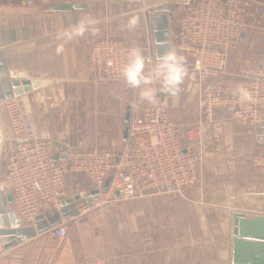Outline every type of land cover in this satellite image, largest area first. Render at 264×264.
Here are the masks:
<instances>
[{
	"label": "crops",
	"instance_id": "0c3cea01",
	"mask_svg": "<svg viewBox=\"0 0 264 264\" xmlns=\"http://www.w3.org/2000/svg\"><path fill=\"white\" fill-rule=\"evenodd\" d=\"M248 1L251 14L242 45L227 52L231 71L236 70L243 59L241 53L260 55L264 50V0ZM165 2L0 0V97L7 98L8 89L3 81L19 85V80L11 73L23 72L27 79L44 83L29 91L21 86L22 93L16 96L29 113L39 137L69 148L106 147L120 151L125 142L123 135L119 138L120 123L124 121L127 106H130V119L139 111V90L126 94L125 87L118 83L99 81L90 64L89 51L103 36L122 39L129 47H139L143 52L147 49L154 57L170 46L176 49L177 23ZM59 4H83V7L54 11L52 8ZM134 13L139 14L140 22L135 29L128 30L127 19ZM157 14H164L167 19L168 40L163 43L157 28ZM85 17L97 20L95 34L85 33L65 43L64 51L57 54V34ZM212 81L192 84L184 81L175 98L160 94L179 132L197 125L201 117L199 99ZM3 106L0 101V124L4 132L0 176L5 169L6 151L3 149L10 134ZM201 130L203 139L196 144L195 152L201 168L210 175H217V179L220 177L215 184L231 199L227 209L250 218L264 216V171L253 161L254 152L264 150L258 130L238 127L229 107L217 108L212 122ZM74 187L79 191L74 192ZM66 188L67 195L58 208L43 211L31 223L22 221L20 228H10L9 221L2 220L0 215V264L202 262L201 257L185 252L186 247L195 243V234L182 232L184 224L179 220L170 221L168 210L153 205L146 194L135 201H120L83 211L87 193L91 191L89 183L83 176L71 174L66 179ZM78 194H84L82 199L66 203ZM6 195L0 194V211L14 212ZM198 208L205 212L209 209ZM56 212L60 218L50 223ZM122 214L127 215V227L122 224ZM59 225L66 227L63 236L53 234ZM43 226L49 228L42 230ZM4 230H11L13 234L5 235Z\"/></svg>",
	"mask_w": 264,
	"mask_h": 264
},
{
	"label": "built area",
	"instance_id": "2783aa9c",
	"mask_svg": "<svg viewBox=\"0 0 264 264\" xmlns=\"http://www.w3.org/2000/svg\"><path fill=\"white\" fill-rule=\"evenodd\" d=\"M250 14L248 0H191L179 18L176 50L186 58L189 75L185 81L213 79L199 99L197 125L185 132L177 130L159 95L164 106L141 102L120 151L68 147L63 154L54 141L37 135L29 113L16 97L5 99L10 134L0 194L12 195L13 211L31 223L43 211L58 208L67 195L66 179L71 174L83 176L91 190H98L96 199L83 204V211L152 192H181L196 182L199 158L195 146L217 108H232L238 127L264 135V50L241 60L236 70L228 69L227 52L242 41ZM128 48L124 40L110 36L94 42L89 60L99 81L126 85L119 69ZM144 54L154 58L147 49ZM238 87L248 90L250 103L238 102L233 94ZM253 161L264 171V150ZM108 177L109 187L102 190ZM65 233L64 225L53 231L56 236Z\"/></svg>",
	"mask_w": 264,
	"mask_h": 264
},
{
	"label": "rangeland",
	"instance_id": "374dc122",
	"mask_svg": "<svg viewBox=\"0 0 264 264\" xmlns=\"http://www.w3.org/2000/svg\"><path fill=\"white\" fill-rule=\"evenodd\" d=\"M183 1V3L179 0H166L165 2L166 6L173 14L175 23L178 22L179 18L191 2V0ZM242 42L243 40L236 45L235 48L240 47ZM251 55L254 54L250 52L241 53V58L243 57L244 59ZM124 87L126 94L130 93L132 90L134 92L138 91V89H131L127 85ZM2 109L4 113H6L4 106ZM129 123H126L125 121L120 123V139L125 127H129ZM123 145L124 143H122L121 148ZM85 148L87 147L77 149ZM7 149L8 142L4 145V152L7 151ZM260 152L261 150H258L254 152V155ZM218 179L220 181L219 176ZM218 179L217 175H210L207 173L206 169L204 170L201 168L199 164L197 169V179L192 186L181 192L161 191L145 195L148 196L153 205L164 207L168 210L167 216L170 221H181L184 224L182 232L184 230L186 233L189 231V233L195 234V243L190 247H186L185 252L193 253L194 255L201 257L202 262L196 264H231L233 215L238 211L231 210L232 212H230L229 209H227L226 206L231 205V199L227 198V195L217 188L215 182ZM73 191H79V188L74 187ZM141 197H136L134 199H139ZM134 199L132 200L135 201ZM129 203L126 205L129 206ZM215 206H217V208H215ZM198 207H207L209 209L206 212L204 210L199 211ZM122 216L124 217L122 219V224L127 227V215L122 214ZM205 228L207 230H205ZM187 240L188 239L185 238V241ZM187 243L188 242L185 244Z\"/></svg>",
	"mask_w": 264,
	"mask_h": 264
},
{
	"label": "clouds",
	"instance_id": "9594fccd",
	"mask_svg": "<svg viewBox=\"0 0 264 264\" xmlns=\"http://www.w3.org/2000/svg\"><path fill=\"white\" fill-rule=\"evenodd\" d=\"M139 22V14L134 13L127 19L125 26L128 30H133ZM96 24L95 18L85 17L75 25L59 32L56 37L59 41L55 48L56 53H62L65 43L82 37L85 33L95 34L97 31ZM119 73L127 86L139 90L138 98L141 102L153 106H164L159 99L160 94L175 98L180 91V86L189 75L185 56L179 54L171 46L166 52L154 58L145 56L139 47H129L126 50ZM233 94L240 103L252 101V96L246 88L238 87Z\"/></svg>",
	"mask_w": 264,
	"mask_h": 264
},
{
	"label": "water",
	"instance_id": "95a60500",
	"mask_svg": "<svg viewBox=\"0 0 264 264\" xmlns=\"http://www.w3.org/2000/svg\"><path fill=\"white\" fill-rule=\"evenodd\" d=\"M83 7V4H59L55 5L52 9L54 11H70L74 9H79ZM157 28L159 30V36L161 38V43L168 40L167 37V19L164 14H157ZM12 77L19 80V85L14 82H10L9 80H4L5 87L8 89L6 93L7 98L16 97L20 93H22L21 86L24 91H29L38 88L42 84L41 81L29 80L26 78V74L23 72L17 73L12 72ZM6 98V99H7ZM5 100L4 97H0V101L3 103ZM124 121L129 123L130 121V106H127V111L124 117ZM129 132V127L126 126L123 131V139L126 141ZM4 138V132L2 126L0 124V150L1 145ZM258 139H260L264 143V135L258 134ZM56 146L61 148L63 154L66 153L68 147L65 145H61L58 142H55ZM57 158V155L54 157ZM64 158V155H62ZM111 181V177H108L105 181L102 190H106L109 187ZM98 190H91L90 197L87 198V202L92 201L97 198ZM84 194L75 195L72 199L68 200L67 204H72L73 201H78L82 199ZM6 199L8 202H12V195L7 194ZM65 205V204H64ZM75 211L73 215H75ZM0 215L2 216V220H8L11 224L10 228H20L23 224L20 217L15 212L0 211ZM71 216V215H70ZM233 229H232V256H231V264H264V216L258 215L252 218L247 217L245 214L240 212H235L233 215ZM60 218V214L56 212L54 216L50 219V223L55 222ZM42 230L48 229L49 227L43 226ZM5 235L13 234L11 230H4Z\"/></svg>",
	"mask_w": 264,
	"mask_h": 264
}]
</instances>
